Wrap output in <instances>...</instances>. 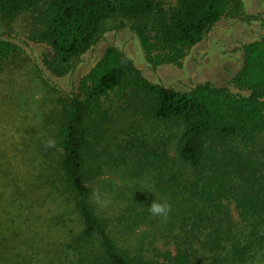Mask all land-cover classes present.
I'll return each mask as SVG.
<instances>
[{"label": "trees", "instance_id": "1", "mask_svg": "<svg viewBox=\"0 0 264 264\" xmlns=\"http://www.w3.org/2000/svg\"><path fill=\"white\" fill-rule=\"evenodd\" d=\"M42 4L37 39L62 75L99 42L109 19L130 21L156 63L180 58L237 0H175L169 9L164 0H0V22ZM1 35L5 59L17 48ZM235 83L248 93L207 81L179 91L148 81L107 47L75 87L59 88L66 99L45 127L41 165L49 171L33 184L38 194L0 192V264H264V162L256 156L264 154V36L244 47ZM156 131L171 153L134 147ZM114 171L136 186L130 201L142 214L152 200L170 205L166 219L156 217L160 226L135 231V220L115 222L98 210L91 184ZM147 188L153 194L137 200Z\"/></svg>", "mask_w": 264, "mask_h": 264}, {"label": "rangeland", "instance_id": "2", "mask_svg": "<svg viewBox=\"0 0 264 264\" xmlns=\"http://www.w3.org/2000/svg\"><path fill=\"white\" fill-rule=\"evenodd\" d=\"M174 5L175 0H164L165 8ZM42 8L43 4L20 14L11 22H0L1 39L12 42L17 48L16 53L0 59V192H15L18 187L22 192L38 194L33 184L43 182L48 170L41 165L45 127L53 122L56 106L66 99L59 88L69 91L72 86L75 87L107 47L112 46L128 56L152 83L187 91L193 84L207 81L232 93L246 95L248 92L235 83V76L243 61V49L264 36V0H237V4L197 44L186 49L180 58L163 55L159 59L155 56L158 61L153 63L146 57L137 35L130 31V21L120 22V19L114 18L104 23L99 42L68 71L64 69L59 75L53 70L51 47L37 39L42 28ZM121 23L126 27L118 30ZM126 121L131 125L129 118ZM158 133L151 132L153 139L141 138L134 147L142 150L162 145L171 153L169 142ZM140 135L137 132L136 137ZM256 156L261 159L262 166L264 154L258 153ZM91 187L98 210L109 220H135L140 224L135 231L162 224V220L156 222V217L147 210L142 214V207L135 209L130 197L136 186L127 183L126 176L114 171L97 178ZM145 191L153 194L148 188L136 192L137 200ZM21 200L25 205L23 197ZM229 210L236 222L238 217L233 204H229ZM42 214L44 217L51 215L50 204L45 205ZM35 222L38 223V220ZM17 226L22 231L26 225L17 220Z\"/></svg>", "mask_w": 264, "mask_h": 264}, {"label": "clouds", "instance_id": "3", "mask_svg": "<svg viewBox=\"0 0 264 264\" xmlns=\"http://www.w3.org/2000/svg\"><path fill=\"white\" fill-rule=\"evenodd\" d=\"M147 211L155 217L167 218L170 211V205L163 200H152L148 204Z\"/></svg>", "mask_w": 264, "mask_h": 264}]
</instances>
